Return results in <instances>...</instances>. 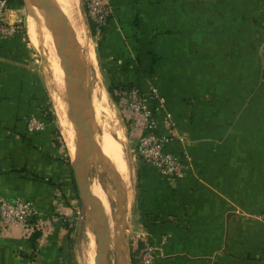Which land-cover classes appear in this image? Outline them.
Listing matches in <instances>:
<instances>
[{"label": "crops", "instance_id": "crops-1", "mask_svg": "<svg viewBox=\"0 0 264 264\" xmlns=\"http://www.w3.org/2000/svg\"><path fill=\"white\" fill-rule=\"evenodd\" d=\"M23 2L27 39L43 52L30 40L29 27L40 44L32 2ZM111 8L97 37L109 83L139 92L154 86L163 100L157 119L168 115L172 122L159 129L168 137L165 150L190 158L186 175L174 182L137 160L132 220L158 248L155 264H264V0H111ZM81 69L95 104L94 73L84 58ZM40 93L25 37L0 40V197L31 202L38 221L68 192L63 152L48 128L26 133ZM59 130L79 190L97 205L73 152L74 133L62 125ZM98 143L90 141L93 167L103 159ZM127 197H118L125 211ZM33 235L0 231V264H62L57 245L50 244L57 237L41 245ZM110 250L103 241L97 264L105 254L109 264H126L119 248L108 256Z\"/></svg>", "mask_w": 264, "mask_h": 264}, {"label": "rangeland", "instance_id": "rangeland-1", "mask_svg": "<svg viewBox=\"0 0 264 264\" xmlns=\"http://www.w3.org/2000/svg\"><path fill=\"white\" fill-rule=\"evenodd\" d=\"M49 1L52 3L48 4L51 6L50 9L47 8L50 10L49 13H56L55 7L57 6L58 8V16L60 15L58 21L55 17H52L53 14L49 15V20L47 19L46 21L47 15H45L40 2L38 0L36 2L31 0V8L34 12V15L31 17L35 24V31L37 32L38 39L40 40L39 46L43 48V52H37L27 39L25 19L28 10L23 0H21V5L19 7H15L18 11V18L24 28L23 36L30 49V63L33 65L40 79V96L42 95L40 99L42 105L38 104V107H36L39 108L38 111L44 115L46 112L42 111L41 107H43V109L46 107V114L51 116V121L47 120L44 122L42 119L41 120L45 124L44 129L47 128L48 123V128L54 129V133L52 134H54V137L60 142L61 147H59V150L63 152V164L67 175V195L65 194L63 199H58L60 203L54 205L55 211L47 214L43 220L37 222V224L39 223L38 230H35L34 233L39 235L41 245L45 244L44 241H47L48 236H53V238L57 237L59 242H52L50 244L51 246L57 245L62 264H97V251L99 246L96 240V234L100 231L102 241L111 248V250L108 251V256H110V253L112 255L116 248H119L125 258L126 264H131V251H137L136 254H134L136 261L140 245L145 240L142 238L140 231L135 230L132 220L140 187L138 184V174H136L137 160H139L135 151L136 141L130 138L128 123L123 116L120 102L116 101L113 97L114 95L115 98H118V92L111 95L108 91L111 84L106 75V70L102 68L103 65H101L97 37L93 36L90 32L83 3L81 0H61L63 3H61L60 0H46V2ZM67 13L70 15H67ZM71 15L73 17H71ZM51 18H55L56 20H50ZM70 18H72V20ZM73 20H75V22ZM61 24H65L66 28L68 27V33L70 32V34H72L78 50L79 75L77 81L79 88L74 90V94H76V92L78 95H81V93L84 94V96H78L79 101L75 103L74 106L72 105L75 110L73 116L75 119L73 120L70 119L67 110L68 97L66 92L65 73L62 66L64 61H66V63L71 62L73 55L65 43L63 32L65 33L66 29L62 28ZM60 35L62 37H60ZM82 48L89 51L90 54L89 62L92 65L91 69L94 73L93 80L97 83L96 90L94 91L97 93V97H99V92L104 96V99L97 104L91 102V95L87 93L83 85V72L81 69L83 63ZM58 66L61 67L59 68L61 71L60 74L58 68L56 69ZM54 68L58 71H55ZM39 105L41 106L39 107ZM38 111L36 113L32 109L31 113L39 115ZM105 111H107L109 115H106ZM58 121L59 128L60 125H62L69 134L74 133L77 139V143L73 144V152H75L79 160L81 159L80 161L85 168V178L88 180L91 187V195L101 194L105 196V198H103V200H105L104 202L97 203L102 209L103 217L99 215V211L90 207L81 199L77 187L75 188L73 186L72 181H74L75 177L74 171L70 166V146L66 138L63 137L69 151L68 156L62 139L64 135L61 136L60 134ZM91 139L92 143L95 141L99 142L98 148H100L102 156L99 155L96 145V157L98 158L101 156L104 159L101 160L99 167L89 165L92 164L89 157V152L92 149V145H90ZM78 143L79 146H77ZM85 143H87L86 146L89 151L80 150L81 144L85 145ZM83 158L87 159L88 166L83 161ZM105 159H107L106 162ZM119 168L120 170H118ZM120 179L122 180V190L118 188ZM122 194L128 196L126 211L125 207L121 208L118 203V197ZM54 228H58V231L53 232ZM119 229H121L122 232H119ZM50 240H52V238ZM104 256L102 264H109V258L106 259V254Z\"/></svg>", "mask_w": 264, "mask_h": 264}, {"label": "built area", "instance_id": "built-area-1", "mask_svg": "<svg viewBox=\"0 0 264 264\" xmlns=\"http://www.w3.org/2000/svg\"><path fill=\"white\" fill-rule=\"evenodd\" d=\"M88 24L98 37L107 25L111 16V0H81ZM24 35L23 25L18 18V11L12 8L9 0H0V40H12ZM123 116L128 123L130 138L136 141L137 158L153 168L168 182L183 178L190 168V158L186 155L165 150L168 137L160 132V127L172 124L168 115L159 121L157 115L163 110V100L154 86L147 92H139L132 87H124L118 92ZM37 113V112H36ZM27 135L44 130L45 124L37 114H30L26 119ZM39 212L31 202L15 198L7 201L0 197V231H21L26 237H31L38 230ZM264 221V215L261 216ZM143 238V237H142ZM138 250L136 264H155L158 248L146 240Z\"/></svg>", "mask_w": 264, "mask_h": 264}, {"label": "water", "instance_id": "water-1", "mask_svg": "<svg viewBox=\"0 0 264 264\" xmlns=\"http://www.w3.org/2000/svg\"><path fill=\"white\" fill-rule=\"evenodd\" d=\"M38 1L40 2L41 7H42L45 15L49 16V15H52L53 14V13H49L50 10H48L46 8V5H47L46 0H38ZM61 26H62V28L66 29L65 30V33L63 32V34H64V40H65V43H66L67 47L71 50V53L73 55V59L71 60V62L66 63V61H64L63 62V65H62L63 66V71L65 73L64 74L65 75V84H66V92H67V97H68V104H67L68 105V109L67 110L69 112L70 119L73 120V119H75L73 117L74 116V113H75V110L72 107V105L74 106V104L79 101V97L78 96H84V94L81 93V95H78L77 92H76V94H74V90H76V89L79 88L78 81H77V78H78V75H79L78 50L76 48V44L74 43V39L72 37V34H70V32L68 33V27L66 28V26L64 24H61ZM58 51H59V49H58ZM86 144L87 143H85V145L81 144V146H80V150L81 151H87L88 150V147L86 146ZM77 146H79V143H78ZM87 156H88V154H87ZM70 166H71V168L74 171V177H75L74 178V183H75V186L77 187V190H78V193H79L81 199L83 201H85V203L87 205H89L90 207H92L95 210L99 211V215H101V217H103L104 215H103L102 209L98 205L93 204L92 202H90V199L88 197H85L81 193V191L79 190L78 181H77V177H76V169H74V167L72 165H70ZM118 231L119 232H122L121 229H119ZM96 235H97L96 236V240H97L98 246H100L103 243V241H102V235H101L100 231L97 232ZM121 242H122V238H121Z\"/></svg>", "mask_w": 264, "mask_h": 264}, {"label": "trees", "instance_id": "trees-1", "mask_svg": "<svg viewBox=\"0 0 264 264\" xmlns=\"http://www.w3.org/2000/svg\"><path fill=\"white\" fill-rule=\"evenodd\" d=\"M9 2H10V4H11V7H12V8L19 7V6L21 5V0H9ZM89 28H90V32H91V34L94 36L95 31H94L93 26H92L90 23H89ZM123 88H124V86H120V85H110L108 91H109V93H110L111 95H113V94L116 93V92H120V91H122ZM113 97H114V99H115L116 101H118L117 98H115L114 95H113ZM41 105H42V103H41ZM41 105H39V107H40ZM36 106L38 107V105H36ZM37 107H36V108H33V110H34L35 112H37L38 109H39V108H37ZM44 107H45V106H44ZM41 108H42V111H45V112L47 113L46 107H45V109H43V107H41ZM38 113H39L40 118H41L44 122H46L47 120L51 121V119H50L51 116H50L49 114H46V113H45V115H44V114L40 113L39 111H38ZM48 124H49V123H48ZM48 124H47V128H48ZM44 130H45V129H44ZM44 130H43V131H44ZM48 130L50 131V135H51V138H52V141H53L55 147H57V148L61 147L60 142L58 141V139H56V137H54V134H52V133H54V131H53L54 129H52V128L49 129V128H48ZM56 136H57V134H56ZM55 139H56V140H55ZM72 182H73V186L76 188V186L74 185V184H75L74 181H72ZM33 237L36 238L37 236H34V235H33ZM32 240H33V239H32ZM136 252H137V251L132 250L131 253H130L131 264H136L135 257H134V254H136Z\"/></svg>", "mask_w": 264, "mask_h": 264}, {"label": "bare ground", "instance_id": "bare-ground-1", "mask_svg": "<svg viewBox=\"0 0 264 264\" xmlns=\"http://www.w3.org/2000/svg\"><path fill=\"white\" fill-rule=\"evenodd\" d=\"M61 1V0H60ZM59 1V2H60ZM61 3H63L62 1H61ZM61 3H59L60 5H62ZM52 4V3H51ZM63 7V6H62ZM61 8V7H60ZM68 9V8H67ZM62 10H63V8H62ZM61 10V11H62ZM64 10H65V8H64ZM68 11V10H67ZM66 11V12H67ZM63 12V11H62ZM72 12V11H71ZM71 12H69V13H71ZM64 13H65V11H64ZM80 13V12H79ZM54 14V13H53ZM72 14V13H71ZM74 14V13H73ZM62 15V14H61ZM65 16H67V15H70V14H68L67 13V15L66 14H64ZM60 16V15H59ZM64 17V16H63ZM70 17V16H69ZM71 17H73L72 15H71ZM57 19V18H56ZM68 19V18H67ZM66 19V20H67ZM71 20H72V18H70ZM75 19V18H74ZM57 20H59V18L57 19ZM74 22H75V20H73ZM63 22V21H62ZM70 22V21H69ZM76 24V23H75ZM65 25V24H64ZM80 31V30H79ZM29 35H30V40L33 42V44H34V46H36L38 49H40V46L38 45L39 43L37 42V38H36V35H35V33H34V31H33V29L31 28V27H29ZM77 38V37H76ZM81 40V39H80ZM81 42V41H80ZM84 42V41H83ZM38 43V44H37ZM83 45V44H82ZM81 45V46H82ZM82 51H83V58H84V61H85V65L88 67L89 66V69L91 68V64H90V54H89V51H87V50H84V48H82ZM92 54V53H91ZM56 61V60H55ZM53 64V63H52ZM55 66H57V65H55ZM53 67V66H52ZM58 68V70L60 71V69L59 68H61L60 66H58V67H56V69ZM55 69V68H54ZM55 69V71H58V70H56ZM61 73V71L59 72V74ZM58 74V73H57ZM98 74V73H97ZM93 82H94V87L96 88L97 87V83L93 80ZM96 90V89H95ZM93 97H94V99H95V104L96 103H100L103 99H104V96H103V94L102 93H100L99 92V97H97V93L94 91V93H93ZM62 102V101H61ZM63 104V103H62ZM63 107V106H62ZM96 107V106H95ZM106 115H109V113L106 111ZM107 117V116H106ZM110 117V116H109ZM108 117V118H109ZM111 119V118H110ZM113 120V119H112ZM114 121V120H113ZM112 122V121H111ZM122 136V135H121ZM121 138V137H120ZM117 140V139H116ZM117 142V141H116ZM116 157V156H115ZM110 158V157H109ZM112 158V157H111ZM118 158V157H117ZM116 162V161H115ZM121 164V163H120ZM122 165V164H121ZM116 166V165H115ZM123 167V166H122ZM118 170H120V168L118 169ZM119 173V172H118ZM127 184V183H126ZM94 201H95V203H101V202H103V198L101 197V195H94Z\"/></svg>", "mask_w": 264, "mask_h": 264}]
</instances>
